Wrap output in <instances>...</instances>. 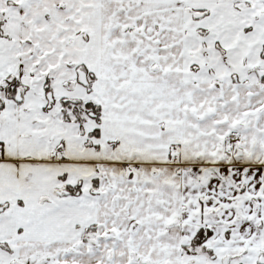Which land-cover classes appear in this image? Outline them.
<instances>
[{
  "label": "snow or ice",
  "instance_id": "6c2138e0",
  "mask_svg": "<svg viewBox=\"0 0 264 264\" xmlns=\"http://www.w3.org/2000/svg\"><path fill=\"white\" fill-rule=\"evenodd\" d=\"M0 264H264V0H0Z\"/></svg>",
  "mask_w": 264,
  "mask_h": 264
}]
</instances>
